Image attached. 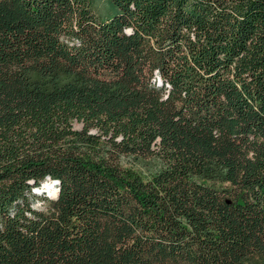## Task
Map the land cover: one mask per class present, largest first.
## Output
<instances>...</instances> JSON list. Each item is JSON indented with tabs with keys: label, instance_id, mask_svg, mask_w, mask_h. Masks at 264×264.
Returning a JSON list of instances; mask_svg holds the SVG:
<instances>
[{
	"label": "trees",
	"instance_id": "obj_1",
	"mask_svg": "<svg viewBox=\"0 0 264 264\" xmlns=\"http://www.w3.org/2000/svg\"><path fill=\"white\" fill-rule=\"evenodd\" d=\"M0 264H264V0H0Z\"/></svg>",
	"mask_w": 264,
	"mask_h": 264
},
{
	"label": "rangeland",
	"instance_id": "obj_2",
	"mask_svg": "<svg viewBox=\"0 0 264 264\" xmlns=\"http://www.w3.org/2000/svg\"><path fill=\"white\" fill-rule=\"evenodd\" d=\"M45 182H46L47 184H50V182L47 180V181L42 182L41 185L44 186V184H46ZM43 186H42V188H43ZM40 190H42L41 187H40ZM44 190H45V189L43 188L42 192L37 193L36 195H44V196H45L46 198H48V199H53V198L50 197V196L46 193V191H44ZM52 190H53V189H52ZM35 192H36V191H35ZM51 195H52V194H51ZM40 206H41V205H40V203H39L38 201L34 202V205H33L34 208H38V209H39Z\"/></svg>",
	"mask_w": 264,
	"mask_h": 264
},
{
	"label": "bare ground",
	"instance_id": "obj_3",
	"mask_svg": "<svg viewBox=\"0 0 264 264\" xmlns=\"http://www.w3.org/2000/svg\"><path fill=\"white\" fill-rule=\"evenodd\" d=\"M46 183V182H45ZM43 185H41V189L43 190V188L45 189L44 191H46L47 193H49L50 196H54L55 195V187L51 186V184H44L43 188H42ZM53 189V190H52ZM52 194V195H51Z\"/></svg>",
	"mask_w": 264,
	"mask_h": 264
},
{
	"label": "water",
	"instance_id": "obj_4",
	"mask_svg": "<svg viewBox=\"0 0 264 264\" xmlns=\"http://www.w3.org/2000/svg\"><path fill=\"white\" fill-rule=\"evenodd\" d=\"M47 180H48V178H47ZM50 182V184H51V186L53 187L54 185H57L58 183L56 182V181H49ZM40 187H41V184H40ZM40 187L38 188V189H36L35 191V193H40V192H42V190H40ZM55 195L54 196H50L49 195V193H47L50 197H52V198H55V196H56V194H57V191H58V189H57V187H55Z\"/></svg>",
	"mask_w": 264,
	"mask_h": 264
}]
</instances>
